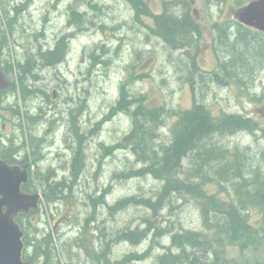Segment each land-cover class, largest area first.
Returning a JSON list of instances; mask_svg holds the SVG:
<instances>
[{
  "label": "trees",
  "instance_id": "1",
  "mask_svg": "<svg viewBox=\"0 0 264 264\" xmlns=\"http://www.w3.org/2000/svg\"><path fill=\"white\" fill-rule=\"evenodd\" d=\"M130 1L136 10V19L158 35L165 32L161 37H164L166 43L174 50L191 46L196 41L199 27L194 18L188 16L190 13H186L188 10L186 5V11L178 15L168 10L167 5L173 7L177 1L165 2L164 13L156 15L145 0ZM33 2L34 0H0V70L10 82L9 88L0 92V158L8 159L12 164L29 165L30 179L23 189L28 193L41 192L44 195L41 209L43 211L50 209L49 216L55 219L53 209L59 210L64 200L74 198L72 195L74 186L88 167L84 137L80 135L78 126L79 118L85 112L86 106H79L74 111L76 115L70 114L65 121L62 110L57 113L56 109H52L53 94L46 85H41L42 77L39 74L41 69L52 70L66 61L70 52V37L58 39L54 48L43 50L36 47L34 52L26 50L21 58L16 56L12 62L8 34H13L15 25L20 22V15L27 11ZM88 6L97 8L92 2ZM68 12L69 25L73 29H84L90 25L95 27L94 20L86 19L87 13L81 12L76 2L70 4ZM2 17L5 19L2 20ZM144 17L153 18L155 27L148 26L144 22ZM5 20L9 29H6V24L2 25ZM100 27L104 28V24ZM215 27L219 33L218 39L229 50L230 59L221 62L219 69L210 77L202 75V80L206 82L207 79H211L223 85L234 80L243 84V76L253 74L257 68L254 64H258V59L264 57V35L236 20L227 24L219 23ZM99 47L104 48V45L96 46V51ZM94 49L90 50L89 55L97 62ZM192 60L193 71L188 78L189 81L198 71L195 57H192ZM101 63L106 64L104 61ZM129 76L121 85L117 105L111 107L109 115L103 121L124 113L131 118L132 127L115 145L111 147L102 145V148L108 157L124 150L135 158V165L130 164L124 171L114 174L117 179L128 181L134 178H152L161 182V189L153 197L129 196L110 205L106 198L111 194V189L104 188L100 195L96 193L89 196L87 206L90 212L84 219L85 224L81 223L77 214L70 216L68 220L61 221L65 224L64 228L68 229L59 234H55L54 226L48 230L44 223L38 225L33 223V218L39 216L42 210L21 214L16 221L25 234L24 260L32 264H81L78 261L74 262L73 258L77 254L74 255L73 250L80 249L93 264L143 262L151 255L152 247L144 253L126 254L116 261L110 258L111 249L112 244L120 241L138 246L146 241L154 230H157L155 238L162 235L164 231L152 223V217L147 216L148 218L143 219L148 226L146 229H141L140 226L133 230L127 228L119 232L115 238L110 235L109 242L104 244L100 241L99 234L104 227L98 223L97 209L108 210L109 214L114 216L128 208L145 207L148 212H152L153 218H157L164 204L172 205L170 198L178 194L195 200L204 230H181L174 234L170 247L162 245L163 252L157 255L156 264H237L225 256L226 247L237 245L241 249H261L264 246V171L262 166L250 167L247 148L241 149L238 146L230 148L219 140L236 134L255 133L259 125L253 118L243 115L223 113L215 116L207 104L195 100L189 109L171 111L177 120L170 129L171 139L162 142L168 112L162 106L150 105L147 95H132L127 86V83H133L132 71ZM59 81L61 84L58 86L63 88L61 85L65 81L62 79ZM36 99L39 101L38 106H31V101ZM7 114H10L12 119H9ZM7 121L15 126L13 130L15 132L12 134L4 132ZM59 121L60 123L65 121L63 123V126L67 127L65 133L68 131L65 138L67 139L68 135L73 136L74 133L77 139L76 151L65 139V143L72 150V160L68 169L60 168L63 170L61 178L54 167L42 166L45 159L44 146L48 139L55 138L58 129L55 126ZM103 121L96 123L95 127L99 128ZM43 123H45L43 127L38 128ZM209 186L216 187L217 191L210 193L207 190ZM223 191H228L229 198H220L219 193L223 194ZM252 211L259 214L255 221L251 217ZM40 226L44 229L41 230ZM207 254L212 260L206 258ZM243 264L264 262L245 261Z\"/></svg>",
  "mask_w": 264,
  "mask_h": 264
},
{
  "label": "rangeland",
  "instance_id": "2",
  "mask_svg": "<svg viewBox=\"0 0 264 264\" xmlns=\"http://www.w3.org/2000/svg\"><path fill=\"white\" fill-rule=\"evenodd\" d=\"M88 1L97 8L89 7ZM145 1L154 13L163 11L164 0ZM176 1L178 3L173 7L167 4L168 10L182 15L186 11V5V13H190L188 16L194 18L199 27L196 41L191 46L178 50L171 48L161 36L136 19V10L130 0H34L28 10L20 15V22L15 25L13 34H8L12 62L16 56L21 58L26 50L33 51L36 47L43 50L54 48L58 39L70 37V52L66 61L52 70L41 69V85H46L51 94H56L53 95L52 109H56L57 113L62 110L65 121L70 114L76 115L74 111L79 106H86L78 126L80 135L84 137L88 167L74 186V198L64 200L59 210L53 209L56 218L49 216L50 209L43 211L40 207L39 210L42 211L39 216L33 218L34 224L44 223L48 230L54 226L55 234L64 233L68 228H64L65 224L61 221L77 214L81 223H84L90 212L87 206L89 196L96 193L100 195L104 188L111 189V194L106 198L110 205L129 196L153 197L161 189V182L152 178H134L128 181L117 179L114 174L124 171L130 164L135 165V158L124 150L108 157L102 148V145H115L132 127L131 118L124 113L103 121L119 99L121 85L129 79L130 71L133 83H127L129 92L132 95H147L150 105L162 106L168 112L167 117L165 116L166 126L162 142L171 139L170 129L177 120L171 111L189 109L196 100L207 104L215 116L227 113L254 119L259 125L254 134H236L219 140L230 148H247L250 167L262 166L264 171V57H260L258 64H254L257 68L253 74L243 76V84L234 80L227 85L211 79L206 82L202 80V74L210 77L219 69L221 62L230 59L229 50L218 39L219 33L215 25L235 21V14L248 4L249 0H185V4H179L182 0ZM75 2L83 13H87V19L94 20L95 27L90 25L91 27L84 29H71L68 9L70 4ZM4 19L5 17H2V20ZM144 22L151 28L154 27L153 18L144 17ZM4 24L7 25L6 20L2 22V25ZM103 24L104 28H101ZM6 29H9L8 25ZM101 45H104V48L99 47L96 51L95 47ZM91 49L96 51L94 55L97 56V62L90 58ZM192 57H195L198 71L189 81L193 71ZM102 61L106 64L101 63ZM58 79L65 81L61 85L63 88L58 86L61 84ZM38 102L37 99L31 101V106L37 107ZM35 107L34 109H37ZM7 116L12 119L10 114ZM101 121L102 124L96 128L95 124ZM44 124L38 128H42ZM62 124L60 121L56 123L55 127L58 129L55 138L48 139L44 146L45 159L42 164L43 167L50 165L57 169L59 178L63 176V170L60 168L68 169L72 160L69 142L74 146V151L77 145L74 133L73 136L68 135V144L65 143L66 126ZM13 130L15 126L7 121L4 132L12 134L15 132ZM207 190L210 193L217 191L214 186L207 187ZM222 193H219L220 198H229L228 191ZM170 200L172 205L164 204L157 218H153L152 212H148L145 207L128 208L114 216H111L108 210L97 209L98 223L104 227L99 234L100 241L104 244L109 242L110 235L115 238L127 228L133 230L140 226L141 229H146L148 226L143 219L147 216L152 217V223L164 231L155 238L157 230H154L148 239L138 246L123 241L112 244L113 261L120 260L129 253H144L152 247L151 255L136 264H156L157 255L163 252L162 245L170 247L174 234L181 230H204L199 208L193 198L181 197L178 194ZM58 213L61 215H57ZM251 217L253 221L257 220L258 212L252 211ZM40 229L43 230L44 227L40 226ZM78 250H73L74 255L77 253L73 257L74 262L93 264L83 250ZM225 250V256L237 264H243L245 261L264 262V246L255 250L232 245ZM206 258L212 260L208 254Z\"/></svg>",
  "mask_w": 264,
  "mask_h": 264
},
{
  "label": "water",
  "instance_id": "3",
  "mask_svg": "<svg viewBox=\"0 0 264 264\" xmlns=\"http://www.w3.org/2000/svg\"><path fill=\"white\" fill-rule=\"evenodd\" d=\"M236 19L246 27L264 34V0H252L241 8ZM9 82L0 72V90ZM29 182L28 166L21 168L0 158V264H32L23 260L24 232L17 223L20 214L38 210L41 195L28 194L23 186Z\"/></svg>",
  "mask_w": 264,
  "mask_h": 264
},
{
  "label": "bare ground",
  "instance_id": "4",
  "mask_svg": "<svg viewBox=\"0 0 264 264\" xmlns=\"http://www.w3.org/2000/svg\"><path fill=\"white\" fill-rule=\"evenodd\" d=\"M88 2H89V1H88ZM89 3H90V2H89ZM92 6H93V5H92ZM70 10H71V8H70ZM81 12H82V11H81ZM168 12H169V11H168ZM86 19H87V18H86ZM84 21H85V20H84ZM75 22H79V21H75ZM85 22H86V21H85ZM164 23H165V22H164ZM78 24H80V23H78ZM168 27H170V26H168ZM162 29H163V28H162ZM164 30H165V29H164ZM186 31H187V30H186ZM188 31H189V30H188ZM166 32H167V31H166ZM171 33H172V32H171ZM221 33H222V32H221ZM162 34L165 35V32H164V33L161 32V35H162ZM184 34H185V33H184ZM187 34H188V33H187ZM190 34H191V33H190ZM161 35H160V36H161ZM183 36H184V35H183ZM191 36H192V35H191ZM165 37H166V36H165ZM193 37H194V36H193ZM163 38H164V37H163ZM166 38H167V37H166ZM169 38H170V37H169ZM166 42H167V41H166ZM185 42H186V41H185ZM202 75H203V74H202ZM203 76H204V75H203ZM35 86H36V85H35ZM37 89H38V88H37ZM39 89H40V88H39ZM40 97H41V96H40ZM33 99H34V98H33ZM39 100H40V99H39ZM15 101H16V100H15ZM40 101H41V100H40ZM12 104H13V103H12ZM40 104H41V103H40ZM13 105H14V104H13ZM15 105H16V104H15ZM15 105H14V106H15ZM116 105H117V104H116ZM43 106H44V105H43ZM41 107H42V106H41ZM27 108H28V107H27ZM39 108H40V107H39ZM29 109H30V106H29ZM31 109H32V108H31ZM41 109H42V108H41ZM43 110H45V109H43ZM51 110H52V109H51ZM51 110L49 109V111H51ZM39 111H40V110H39ZM49 111H48L47 113H49ZM37 113H38V112H37ZM40 113H44V112H40ZM40 113H39V115H40ZM44 114H46V113H44ZM42 115H43V114H42ZM51 115H53V114H51ZM54 115H55V114H54ZM81 115H82V114H80V116H81ZM44 116H45V115H44ZM49 117H50V116H49ZM51 117H52V116H51ZM51 117H50V118H51ZM20 118H21V117H20ZM52 119H53V118H52ZM55 119H56V118H55ZM57 119H58V118H57ZM59 119H60V118H59ZM59 119H58V120H59ZM61 119H62V118H61ZM64 122H65V121H64ZM64 122H63V123H64ZM45 123H46V122H45ZM47 125H48V124H47ZM62 126H63V124H62ZM96 126H97V125H96ZM64 127H65V126H64ZM19 128H20V127H19ZM65 128H67V127H65ZM68 129H69V128H68ZM68 129H67V130H68ZM71 130H72V129H71ZM33 131H34V130H33ZM36 131H37V130H36ZM47 131H48V130H47ZM21 132H22V131H21ZM37 132H38V131H37ZM37 132H36V133H37ZM66 133H68V131H67ZM70 133H71V132H70ZM253 134H254V133H253ZM65 135H66V134H65ZM66 136H67V135H66ZM64 137H65V136H64ZM73 138H74V137H72V139H73ZM65 139H66V138H65ZM68 139H69V138H68ZM68 139H66V140H68ZM72 139H71V140H72ZM63 140H64V138H63ZM71 140H70V141H71ZM64 141H65V140H64ZM76 142H77V140H76ZM71 144H72V143H71ZM69 149H70V148H69ZM70 151H72V150H70ZM97 199H98V198H97ZM105 202H106V201H105ZM100 205H101V204H100ZM96 217H97V216H96ZM147 218H148V217H147ZM82 224H83V223H82ZM84 224H85V223H84ZM86 224H87V222H86ZM92 224H93V223H92ZM142 226H143V225H142ZM93 228H94V227H93ZM94 229H95V228H94ZM92 230H93V229H92ZM93 231H94V230H93ZM170 237H171V236H170ZM99 242H100V241H99ZM103 242H104V241H103ZM101 244H102V243H101ZM102 245H103V244H102ZM101 249H102V248H101ZM105 250H106V249H105ZM110 256H111V255H110ZM110 258H112V256H111Z\"/></svg>",
  "mask_w": 264,
  "mask_h": 264
},
{
  "label": "flooded vegetation",
  "instance_id": "5",
  "mask_svg": "<svg viewBox=\"0 0 264 264\" xmlns=\"http://www.w3.org/2000/svg\"><path fill=\"white\" fill-rule=\"evenodd\" d=\"M164 1H167V0H164ZM164 10H165V8H164V5H163V11L161 12L162 14L164 13ZM161 13H159V14H161Z\"/></svg>",
  "mask_w": 264,
  "mask_h": 264
}]
</instances>
